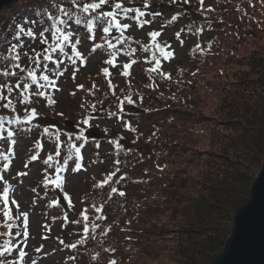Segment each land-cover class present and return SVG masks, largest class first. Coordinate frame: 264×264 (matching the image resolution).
<instances>
[{"label": "trees", "instance_id": "trees-1", "mask_svg": "<svg viewBox=\"0 0 264 264\" xmlns=\"http://www.w3.org/2000/svg\"><path fill=\"white\" fill-rule=\"evenodd\" d=\"M46 2L16 0L1 10L0 37L10 38L9 29L17 23L38 19L35 12ZM121 2L132 7L144 5L145 0ZM157 2H165L169 6L179 4L186 17L180 25L179 18L171 24L164 22L172 15L162 20L169 28L185 30L184 36H181L184 41L182 46L176 39L178 47L188 48L185 53L190 51V56H185V64L180 70L173 69L171 72L162 64V70L170 73L171 79L165 80L154 73L151 74L154 79H150L145 57L151 54L138 49L134 57L138 60L135 64L138 82L132 80V75L128 78L121 76V69H109L113 73L110 77L112 83L120 85L128 95L135 92L137 97L132 98H138L156 121L145 134L135 130L134 140L129 146L124 143V131L130 136L132 133L125 130L123 123L131 122L117 117L111 118L122 121L119 130L101 127V139H88L82 149L84 156L88 146V156L82 163L97 166L109 161V167L103 169L99 178L86 176V188L90 186L91 193H96L90 200L87 196L91 193L84 194L86 191L83 190V194L77 196L79 210H76L73 197L71 210L64 200L63 206L49 208L48 202L56 199V194L48 188L45 195L42 183L39 185L40 196L46 200L42 211L44 220L49 224H58L67 233V239L62 238L66 244L80 239L83 229V222L77 225L71 221L79 219L80 212L86 207L91 220L96 213L90 206L103 205L102 214L106 219L96 221L100 227L96 229L95 239L90 235L77 249H66L60 245L66 264H109L110 260H115L116 264H213L230 234L234 212L248 200L250 186L264 160V0H203V8L200 0H189L187 4L182 0L176 3L172 0ZM148 3L154 7L152 0ZM103 10L110 8L105 5ZM124 22L134 23L130 20ZM71 28L77 29V34H80L78 26L71 25ZM188 28H201L203 31L196 35L188 32ZM171 35L175 38V33ZM140 41L146 43L148 37ZM96 42H99V34ZM197 43L200 49L192 51ZM24 50L27 49L21 51ZM95 55L102 62V55ZM99 76L98 81L84 86V89H90L95 83L99 90L94 96L87 95L85 90L77 91L75 96L70 95L71 104L75 105V100H78L76 108L70 112L73 121L86 114L80 107L81 103L89 112V105L96 103V114L99 112L104 123H107L108 113L117 110L116 96L109 91L103 75ZM76 85L69 94L76 91ZM123 96L119 94L117 97ZM40 104L44 106V101L34 100L31 105H17L15 114L0 108V116L22 117L25 107H35L40 113L38 121L33 122L39 123L40 129L20 133L14 139L16 143L22 141L26 146L32 145L30 150L36 140L41 141L44 151L43 158L38 162L44 175L46 166L42 161L47 155H54L55 145L48 137L40 135L42 128L48 127L43 121L63 116L52 114L51 108L44 113L38 106ZM109 106L115 108L109 109ZM80 113L81 116H78ZM62 139L66 141L67 137ZM109 140H118L122 149L115 150ZM126 142H129L128 139ZM96 143L100 144L99 149L95 147ZM103 143L108 147L104 151L101 148ZM7 146L6 142H0V149L6 150ZM116 160L120 161V170L112 182L103 188L94 187L116 168ZM47 171L50 173L53 169ZM121 175H125L126 179L116 183ZM112 187L123 191L125 196L113 194L109 200ZM32 194L33 202L36 193ZM64 212H67L69 222L62 227ZM53 217L56 219L53 220ZM104 229H110L107 235L103 234ZM3 231L6 229L0 227V232ZM3 239L0 237V244H3ZM16 240L15 247L18 248L20 238ZM109 249L115 251H107ZM17 256L14 249L7 258L14 264Z\"/></svg>", "mask_w": 264, "mask_h": 264}, {"label": "snow or ice", "instance_id": "snow-or-ice-1", "mask_svg": "<svg viewBox=\"0 0 264 264\" xmlns=\"http://www.w3.org/2000/svg\"><path fill=\"white\" fill-rule=\"evenodd\" d=\"M176 3L177 0H172ZM183 3H189V0H182ZM203 8V0H200ZM107 5L110 10H103ZM150 8L148 0H145L143 9L140 7L125 6L121 0H115L110 3L109 0H47L43 7H40L35 16L38 19L24 20L17 23L9 29L11 33L8 36L0 37V108L8 110L15 114L17 105H31L34 100L44 101V107L55 110L58 104L57 94L62 93L63 89L60 85L62 78L66 74L71 73V79L75 81L80 70L86 67L90 59L95 54L102 55L103 67L100 68V74L103 75L108 83L109 91L113 96H116V86L112 83L110 77L113 75L110 68L120 67V75L128 78L132 75L131 69L133 65L138 63L134 58L139 49L142 53H150V57H145V62L149 65L146 72L150 79H154L151 74H156L165 80L171 79L170 73H165L162 70V61L174 59V51L172 45L166 41H161L159 38L163 35V28L166 24H161V30H151L147 32L148 41L142 42L138 39L126 35L132 27L130 23L124 21L130 20L135 23L138 29H143L145 26H150L154 23L156 17L161 13L159 11H147ZM211 11V9H207ZM151 16L152 19L147 17ZM179 16L172 15L171 19L166 23L171 24L178 20ZM71 25H76L81 30L77 34V29L71 28ZM184 29L175 33L176 39L182 46L184 41L181 39ZM188 32L196 35L202 33L201 28H188ZM99 34V42L97 35ZM39 42L40 47H33V44ZM135 45V47L133 46ZM87 47V54L81 49ZM210 47V45H209ZM22 49H28L21 51ZM200 49V44L197 43L192 51ZM201 51H203L201 49ZM121 57H127V61L120 63ZM26 58V62H25ZM195 75V73H193ZM151 86V85H149ZM85 90L87 95L94 96L99 89L93 83L92 88L84 89V85H76V91H72L70 95L75 96L77 91ZM18 94V95H14ZM142 100L143 97H140ZM115 112H109V118L117 117L122 120V113L125 111L124 105H134L135 101L131 95H125L123 98L116 97ZM98 103H103L99 101ZM80 107L85 110V115L77 121L80 125L78 132H61L59 129L51 127H43L40 135L46 136L53 141L55 145L54 155H47L42 163L46 166L42 185L45 189V195L49 186L55 191L63 195V200L67 202L68 209L71 210L73 203L67 191H65L66 179L63 173L70 167L72 172H80L85 170L82 163L84 156L82 149L88 143V137L85 132L92 127L94 113L98 111L96 103L89 105L91 111L81 103ZM24 115L0 116V142L8 144L6 150L0 149V212H2L3 222L0 227L6 231L0 232V237H3V244H0V264H13L8 260V255L15 251L18 256L14 264H26V258L29 254L25 250L30 237L29 220L30 214L28 211H20V205L14 198L15 185L5 179L12 165V161L16 158L14 151V139L20 133H31L35 129H40L38 121L40 113L35 107H25ZM103 111V109H100ZM57 115L63 116L64 113L57 112ZM123 127L128 131H135L130 123H123ZM107 132V129H105ZM155 135V133H153ZM62 137H67L63 140ZM123 139V137H120ZM114 149L120 151L122 149L118 140H109ZM95 147L99 149L100 144L96 143ZM44 145L40 140H36L33 149L30 150L31 155L24 163V169H27L32 162L41 159V152ZM66 150V151H65ZM63 153V155H62ZM62 157V159H61ZM103 162V161H101ZM116 168L110 172L103 180L98 181L94 187L103 188L109 185L113 177L119 172V160L114 162ZM47 169H53L52 174H49ZM28 175L27 171H17L15 178H22ZM126 176L121 175L116 183L125 180ZM19 182V180H17ZM31 191L35 193L36 188ZM113 194L120 197L125 196L123 191H119L116 187H112L108 198L112 199ZM33 200V206L36 204ZM83 203V201H82ZM15 207V214L13 209ZM60 201L52 199L48 202V207H58ZM96 213V216L90 220L88 208H84L80 212V218L71 221L72 224H80L83 222V229L80 234V239L75 243L66 244L63 239L57 237V241L66 249H77L83 245L89 236L95 239L96 229L100 227L96 221L106 219L103 213V205L95 204L90 206ZM53 220L56 217L52 218ZM64 224L69 222L67 212L62 215ZM46 232H51L49 225L42 226ZM110 229H104L103 234L107 235ZM21 238V247L16 248V238ZM41 239H49L48 235H42ZM34 251L38 254L44 251V246L36 247ZM107 251L114 252V249ZM75 259V257H70ZM95 259V257H93ZM30 264H38V261L31 259ZM109 264H116L115 260H110Z\"/></svg>", "mask_w": 264, "mask_h": 264}, {"label": "rangeland", "instance_id": "rangeland-1", "mask_svg": "<svg viewBox=\"0 0 264 264\" xmlns=\"http://www.w3.org/2000/svg\"><path fill=\"white\" fill-rule=\"evenodd\" d=\"M158 0H152V3H154V7L150 6V8L147 11L154 12V11H159L161 15L159 16L160 19H155L154 23L150 26H145L143 29H138L135 25V23L131 24V31L129 35H131L135 39L139 40H146L147 39V32L151 30H161L160 26L161 24H164L162 20L167 19L171 15H177L179 16V23L183 24L186 21L185 15H183L182 10L179 8V4H173L169 6L168 4L164 3H158ZM165 1V0H164ZM132 7H140L143 9V5H137V6H132ZM150 17V16H149ZM147 17V18H149ZM166 23V21H164ZM167 24V23H166ZM178 27L175 28H169L167 25L166 27L163 28V35L159 39L161 41H166L169 44L172 45V50L174 51V59L168 60V62H163L164 66L166 67L167 70L170 72L174 70H180L182 68V65L185 64V56H190V51L185 53V50L188 49L185 47V50L180 46L178 47V43L176 41V36H172V33H176ZM184 36V32H182V35ZM262 38L264 39L263 35ZM190 39V38H189ZM188 39V40H189ZM188 43V41H186ZM33 47H40L39 42L37 41L35 43V46ZM247 49V46H245ZM28 50V49H27ZM87 54L88 48L84 47L81 49ZM185 61V62H184ZM180 63V64H179ZM104 65L102 62L97 58L96 55H94L88 65L80 70V72L77 74V79L73 81L70 78L67 77L65 80H62L60 85L63 89L62 93L57 94V99H58V104L55 106V110H52V114L54 113L57 116V112H63L64 115L63 117H55V118H49L45 121L46 126L51 127V128H57L59 130L63 131H70L73 133H76L75 129L79 130L80 125L77 124V121L80 120L77 119L76 121H73L74 118L70 116V112L76 108V103L78 100H75V105L71 104L70 100V94L69 91L72 90V87L76 84H82L84 86H90L92 81H98L99 80V75L100 71L99 68L103 67ZM98 75V76H97ZM138 72H137V65L133 66L132 69V80L134 82L139 81L138 77ZM143 81V78L140 77ZM116 97L119 96H125L128 95L125 93V90H122L120 85L116 86ZM123 94V95H122ZM133 97H137L135 92H132L130 94ZM123 96V97H124ZM135 101L134 105H126L124 106L125 111L122 113V121L126 119L127 121L131 122L132 127L140 134L142 132L145 134L148 132V129L150 126L156 121L155 118H151V113L147 112L144 109V106L141 104L142 102H139L138 98H133ZM108 105H110V100L108 102ZM211 105V104H210ZM209 105V107H210ZM41 109L43 108L42 105H40ZM115 108L114 106H109V109ZM44 113L47 111V107H44L42 109ZM99 113V112H98ZM98 113H94V119L92 120V127L85 132V135L88 137L89 140H99L102 137L101 133V127H110L111 129L119 130L122 126V121L114 120L112 118H107V123H104L102 118H100V115ZM78 116H81V113L78 114ZM47 117V116H46ZM102 120V121H101ZM203 127V126H202ZM126 130V129H125ZM134 131H131V136L130 133L127 131H124L125 138L124 143L126 145H131V143L134 140ZM126 139H128L129 142H126ZM139 145V144H138ZM32 146V145H31ZM31 146H26L25 143L22 141H19L15 145V154L16 158L12 161V166L10 170L8 171L7 175H5V178L15 185V193H14V198L17 200V202L20 205V211H28L30 214V220H29V231H30V237L27 243V248L25 249L29 256L26 258L27 263L30 264L31 259H35L38 261V264H65L64 262L65 259L62 258V255L59 251L54 249V244L55 240H57V237L66 238L67 239V233H64L62 231L63 229L58 226V224H52L51 227V232L48 233L45 231V229L42 227V221L44 220L43 218V213H40L41 208L45 204V198H42L40 196V184L42 183L43 180V175L42 172L40 171L39 163L32 162L27 169H24L23 165L28 159V151L30 150ZM102 150H106L108 147L105 143L102 144L101 146ZM126 148V147H124ZM44 151V149H43ZM41 152V155L43 153ZM88 146L85 148L84 151V157L88 156ZM43 156L41 157V159ZM109 161L102 163H99L97 166H90L88 165V162L84 164L85 170H82L80 172H69L67 170L65 173H63V176L66 179L65 183V191H67L70 195V197H73L74 204L77 206L76 210L80 209V203H79V198L77 196L83 194V190L86 191L84 194H89L91 193L92 188L89 189L86 188V185L84 184L86 176L87 175H92L96 178H99L101 172L103 171L104 168L109 167ZM17 171H27L28 175L26 177L22 178H15V174ZM51 174V172L49 173ZM19 180V182H17ZM32 188H36V196L35 198L38 199L37 206L33 208V204H31V197H32ZM51 189V187L49 186ZM57 192V193H56ZM56 194V200L60 201V205L63 206V199L60 197V192L56 190L53 192ZM93 193H96V191L92 192L87 196V199H92ZM34 198V199H35ZM33 199V200H34ZM42 235H48L49 239L43 240L41 239ZM68 241V240H67ZM69 242V241H68ZM43 245L44 246V251L40 254L36 253L34 249L36 247H39ZM22 246V245H21ZM20 246V247H21ZM54 250V251H52Z\"/></svg>", "mask_w": 264, "mask_h": 264}, {"label": "water", "instance_id": "water-1", "mask_svg": "<svg viewBox=\"0 0 264 264\" xmlns=\"http://www.w3.org/2000/svg\"><path fill=\"white\" fill-rule=\"evenodd\" d=\"M15 0H0V11ZM213 264H264V160L246 203L233 215L230 234Z\"/></svg>", "mask_w": 264, "mask_h": 264}]
</instances>
